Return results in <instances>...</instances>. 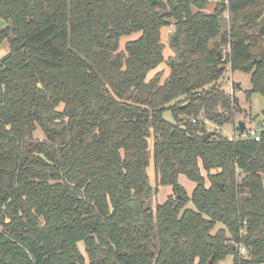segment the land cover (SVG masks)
Wrapping results in <instances>:
<instances>
[{
    "label": "trees",
    "instance_id": "obj_1",
    "mask_svg": "<svg viewBox=\"0 0 264 264\" xmlns=\"http://www.w3.org/2000/svg\"><path fill=\"white\" fill-rule=\"evenodd\" d=\"M207 3L0 0V264H264V133L203 140L244 111L228 65L264 97V0H229L220 42Z\"/></svg>",
    "mask_w": 264,
    "mask_h": 264
},
{
    "label": "rangeland",
    "instance_id": "obj_2",
    "mask_svg": "<svg viewBox=\"0 0 264 264\" xmlns=\"http://www.w3.org/2000/svg\"><path fill=\"white\" fill-rule=\"evenodd\" d=\"M224 6V7H223ZM224 8V12H222L220 17V24L222 26L221 33L219 38L216 42H220L223 35L227 34L229 37L231 36V31L233 29V23L235 21V16L232 15L231 10L229 9V0H214L213 2L207 3L205 7V12L207 13H215L217 8ZM175 29V27L172 25L170 26ZM171 28V29H172ZM169 29V28H168ZM137 35V34H135ZM139 36V35H138ZM138 36H132V37H125L122 40L121 46H125L124 44L129 40H134ZM168 30L164 31V42L167 44L168 41ZM229 39V38H228ZM222 54L224 56L228 55L231 50V43L230 40L228 41V44L222 43L221 46ZM10 52L9 49V43L7 40H5L1 46H0V59L7 55ZM170 50L167 51L169 53ZM168 58V57H167ZM164 71V77L168 75L170 72V67L168 63L163 64L158 69H156L154 72L158 71ZM252 76L249 74H246L242 71L238 72H232L231 71V65H228L226 73L224 74L223 78L221 79L219 85L222 86L224 90H226L228 93H230L231 89H234L235 95L240 98V105L242 110H244L242 113H240L235 120V123H226L222 126L212 124L207 122L206 128L209 130V132H215L218 131V133H221L222 135H225L229 137L230 139H239L242 135L244 137H253V133H257L260 135V133H264V125L258 126L257 121L264 117V97L259 93H253L252 97L250 99L247 98L248 93L252 90V82H251ZM236 84H239L238 90H235ZM233 87V88H232ZM166 119L170 122H172L173 117L170 112H168L165 115ZM243 121L245 122L246 132L244 134L241 133L238 127V122ZM35 136L39 138H44L45 135L41 131L40 128L37 129ZM152 146V142H151ZM153 148V146H152ZM151 168L149 170L150 180L153 187L157 186V180L155 178V170H154V163L153 160H151ZM180 183L182 186L187 190L188 194L191 195L193 190L196 188V184L187 179L184 176H181ZM172 194L171 187H160L159 193L155 196L151 201L152 207L155 209L158 203H163L167 200V198ZM189 208L194 207L191 203ZM219 228H223L221 224L217 225L216 230H219ZM79 248L82 250V252L86 256V252L84 249V244L80 243ZM232 256L227 257V259L221 263V264H234ZM86 264H88V259L86 256Z\"/></svg>",
    "mask_w": 264,
    "mask_h": 264
},
{
    "label": "water",
    "instance_id": "obj_3",
    "mask_svg": "<svg viewBox=\"0 0 264 264\" xmlns=\"http://www.w3.org/2000/svg\"><path fill=\"white\" fill-rule=\"evenodd\" d=\"M154 1H156V0H154ZM169 2L171 3V5H173V7H176L178 5V0H169ZM6 24H7V22L4 19L0 18V29L4 28L6 26ZM257 125L258 126L264 125V117L257 121ZM238 127L240 128V131H241L242 134H244L246 132L245 122L239 121L238 122ZM214 133L215 132L206 133V135H203V140L206 141ZM208 264H213L212 263V259L209 260Z\"/></svg>",
    "mask_w": 264,
    "mask_h": 264
},
{
    "label": "built area",
    "instance_id": "obj_4",
    "mask_svg": "<svg viewBox=\"0 0 264 264\" xmlns=\"http://www.w3.org/2000/svg\"><path fill=\"white\" fill-rule=\"evenodd\" d=\"M207 1H208V3H210V2H213L214 0H207ZM171 28L172 27H169V29H167L168 30V34H171V32L173 31V28L172 29ZM232 90H234V89H232ZM252 135H254L253 138H255L256 141H259L260 140V135L259 134L253 133ZM239 253H240L239 254L240 257H242V258L243 257L244 258H248L249 257V249L246 246H244V245L243 246H240Z\"/></svg>",
    "mask_w": 264,
    "mask_h": 264
},
{
    "label": "crops",
    "instance_id": "obj_5",
    "mask_svg": "<svg viewBox=\"0 0 264 264\" xmlns=\"http://www.w3.org/2000/svg\"><path fill=\"white\" fill-rule=\"evenodd\" d=\"M168 50H170L169 53H167ZM172 54H173V53H172L171 49L168 47V48L166 49V51H165V57H170ZM230 93L233 94V93H234V90L231 89ZM152 150H153V148H152Z\"/></svg>",
    "mask_w": 264,
    "mask_h": 264
}]
</instances>
